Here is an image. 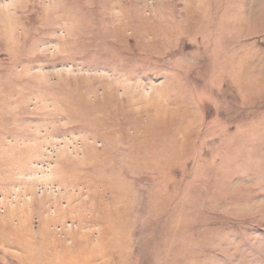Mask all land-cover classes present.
Listing matches in <instances>:
<instances>
[{"label": "rangeland", "instance_id": "1", "mask_svg": "<svg viewBox=\"0 0 264 264\" xmlns=\"http://www.w3.org/2000/svg\"><path fill=\"white\" fill-rule=\"evenodd\" d=\"M0 264H264V0H0Z\"/></svg>", "mask_w": 264, "mask_h": 264}]
</instances>
